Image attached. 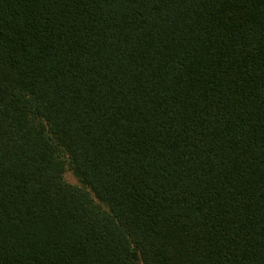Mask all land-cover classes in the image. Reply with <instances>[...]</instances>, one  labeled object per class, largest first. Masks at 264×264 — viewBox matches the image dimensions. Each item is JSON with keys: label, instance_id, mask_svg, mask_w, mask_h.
Returning <instances> with one entry per match:
<instances>
[{"label": "trees", "instance_id": "trees-1", "mask_svg": "<svg viewBox=\"0 0 264 264\" xmlns=\"http://www.w3.org/2000/svg\"><path fill=\"white\" fill-rule=\"evenodd\" d=\"M0 264H264V0H0Z\"/></svg>", "mask_w": 264, "mask_h": 264}, {"label": "rangeland", "instance_id": "rangeland-1", "mask_svg": "<svg viewBox=\"0 0 264 264\" xmlns=\"http://www.w3.org/2000/svg\"><path fill=\"white\" fill-rule=\"evenodd\" d=\"M65 179L67 182H69L70 184H72L74 186L82 187V184L80 183L78 178L70 170H67V172L65 173Z\"/></svg>", "mask_w": 264, "mask_h": 264}]
</instances>
